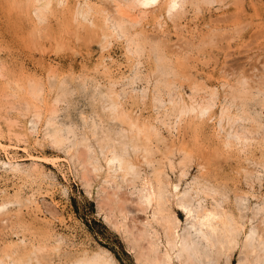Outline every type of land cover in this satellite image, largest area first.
<instances>
[{
	"label": "rangeland",
	"instance_id": "rangeland-1",
	"mask_svg": "<svg viewBox=\"0 0 264 264\" xmlns=\"http://www.w3.org/2000/svg\"><path fill=\"white\" fill-rule=\"evenodd\" d=\"M60 1L61 2H59V0H55V1L53 0L51 4L49 5V7L47 8L48 10L46 9L45 10L46 12L45 11H44L45 13L43 12L45 15L43 14L42 17H40V15H38L39 13H37L39 12L37 11V9L39 10L40 8H42L41 2L32 3L33 1H30V0H0V143H1L0 161L4 163H8L10 161L12 163L14 162V164H12L14 165V167H11L8 165L6 166L4 164L2 165V163L0 164V169H1L0 170V207L2 206L1 207L2 209H0V213H1L0 214V263L8 264V263H11L13 260L14 261L16 260L17 262L19 261L18 264H26V263L28 264H64V263L65 264H77L79 261H81V259L82 260L83 259L85 260L86 258L91 259V258H94L97 254H99L102 257L105 256V258L107 259L110 256L108 259V262H109L108 264H116V263L117 264L118 263L119 264H140L141 262H142L141 264H144V262L146 264H155L156 262H154V260L157 261L156 264H159V263L166 264V262H168V258L165 257L167 255V251H165L166 250L165 244L164 243L162 244V241L165 242L164 239L167 236H171L170 234L172 233L171 231L172 228L169 229V227H166L168 225V222L166 220H169V218H170L169 225L171 227L176 226L174 230L177 229L176 231H179V233L184 239H186L188 242L190 241L189 242L190 245L195 244V246H192L194 247L192 249L196 248L199 252L196 254H193V252H190L191 256H189V254L187 253L185 254V252L184 254L183 252H181V254L180 255L178 254L177 256L174 254L172 264H176V263L179 264L181 257H182V260L184 258L183 262L186 264H200V263L208 264V262H212L213 264H215L216 262H218L217 264L219 263L220 264H240L239 262L240 256L243 255L245 252H247L246 250H250V247L248 248V246L252 245L251 243H248L246 240L247 239L246 236L249 237L250 229H254L253 232H255L256 234L255 238L257 239V241L254 240V243H256L257 251L259 250L258 252H262L264 248L263 247L264 246V240H263L264 238V230H263L264 229V221H263L264 212L261 211L262 209H264L262 208V205H264V198H263L264 197V190H263L264 189V169H263L264 168L263 167L264 166V151L263 153H260L259 151H257L249 158V157H245L242 154L237 153V150H235L233 147L226 146L225 142L223 141L224 133L219 132L220 127L218 125L219 123L218 115L220 116L222 106H224V104H229V99H230V105L232 107L231 108L232 114L233 115L241 114L244 118V120H242V122L240 123L241 125L246 126L249 129H256V130H259L260 132L261 131L264 132L263 130L264 129V124H263L264 123V118H263L264 117L263 115L264 107L262 105L264 103L263 101L264 100V0H215V2L212 3L213 5L212 4L203 5L202 7H200V10H198L199 8L195 9L196 11L190 9V11L187 13L188 15H186V17L180 21L181 29L178 28L179 30L177 28L173 29L174 27L171 24V22H165V20L162 17L155 19L154 15L149 13L147 17L141 23L142 29L146 31L147 35L152 34V36L160 35L161 38L165 37L168 45L176 44L180 38H182V41L184 42L187 40L188 41L190 40V41H194V44L196 43L200 44L202 38H204V35H206V33H208L209 31H211L212 25L215 24V20H217L218 18L223 19L224 22H218L217 24L223 27L226 26L225 28L228 29V30L223 31V35H222L223 39L221 37L220 38L221 42L218 43L217 45L211 48H208L207 50L205 49L202 53L200 52L198 53L196 52V50L192 51L191 53L189 52L188 54H186L188 57H171V59L169 60L170 61L169 64L170 63L172 64L170 65L167 63L166 65L164 64L159 65L158 61L155 60L156 58V56L154 57L155 53L149 52L150 50L148 49L145 52H143L140 56H138L139 58L131 57V55L127 53L125 49L126 47H124L125 44L123 43V41L119 39L118 40L112 39V43L108 45L109 47L107 46L104 48L98 42V40L94 37V34H91L93 33L92 29L89 26H87V24H82V23L77 22V20H75V17L73 16V14L81 7H84L85 6L84 3L88 2L93 7L92 10H96L94 6H96L97 8H100L102 6V3H105L106 0L104 1L103 0H97V1L96 0H60ZM209 18L213 19L214 21L211 22ZM163 23L164 25L161 28H156L158 27L159 24L162 25ZM244 24H247V25H245L246 27L243 26V29L241 30L243 33H241V37H240V35H237L238 32L236 28L239 27V25H244ZM204 25H207V26H204ZM192 34H194V36ZM217 41H219V39ZM218 45H220L221 48L222 47H225V48L220 50V47ZM102 48L103 50H101ZM210 52L211 53L213 52L212 55ZM184 58L188 59L189 62L185 60ZM135 59H138L137 60L138 62L135 61ZM139 63L140 64L142 63L144 65L142 64L140 65ZM174 63H175V66H174ZM176 63L178 64L176 65ZM179 63H181V65ZM137 64H139V67L136 66ZM158 65L161 66L160 67L161 70L162 69L164 70L162 71L165 77L162 75V73L160 75V72L162 71L158 70L160 69L159 67H157ZM162 65L165 68H163ZM166 66L168 67L171 66V67L170 68L167 67L166 69ZM172 66L174 67V69L172 68ZM137 68L138 70L139 69L140 70L138 71ZM171 68L173 69L172 71H171ZM168 70L170 71V73H168L169 72ZM180 72L182 74L184 73L183 75H181V77L183 76L182 78H180V74H181ZM150 75L151 76L156 75V76L151 77ZM171 75L172 76L175 75V76L172 77ZM71 76L72 78H70ZM73 76L75 77V79ZM133 76L135 78H133ZM90 77H91L90 80L92 82L89 81ZM190 77H191V80L188 79ZM109 78L111 80H109ZM137 78H140V79L137 80ZM171 78H173L172 81H169L171 80ZM147 79L149 80L151 79V80L148 81ZM241 79H245L246 81H248V82H245L248 85H245L244 83L245 80L242 81ZM74 80H76L77 83L74 82ZM79 80L82 81V83H78ZM127 80L128 81L130 80V81L128 82ZM168 81L170 82L169 83L170 85L167 84ZM195 81H196V85H195ZM127 82H128L129 87L127 85ZM131 82H132V85H130ZM136 82H140V84L139 83L137 84ZM160 82H162V85ZM153 84H155L157 87H155V85ZM163 84L165 86H163ZM173 84L175 85V87ZM189 84H192V85L190 86ZM77 85L79 88V89L77 88V90H79L78 92L74 88V87H77ZM166 85L168 87V90L166 89L167 92L165 91V89H163V88H166ZM229 85H231L232 87H230ZM136 87L138 89H135ZM140 87L142 90L140 89ZM142 87H144L145 89L143 90ZM155 88L158 90V92ZM195 88L197 91L195 90ZM154 89H155V92L153 91ZM89 90L91 92H89ZM132 90L133 92H131ZM232 90L234 91V94L238 93V91L241 90L240 94L242 95H240L238 98L236 97V94H235L234 95L235 97H234ZM112 91H114L113 97L116 93L120 94L119 100L120 102L122 101L124 103L125 109L130 115L134 117H138L142 121H147L151 123L153 126H155V129L159 132L160 138L162 139V141L160 142L157 137L153 138L154 140H152V144H151V153L147 154L144 157H143V154H140L141 163L138 165L139 171L138 169L136 170L134 177L130 176L131 177L130 178L128 176L129 178L128 177H126V179L122 178V180L121 179L118 180L117 183L113 181L108 182L104 178L105 177L104 167L100 171L95 170L94 168V163L96 159L94 157L95 155L102 154V152L106 150L109 146H112V147L114 146L117 150H123L124 144H126L130 140L129 133L126 134V135H129L127 137L125 135L126 131H123V128L127 129L126 124H122V123L120 124V122L115 120L112 116V112L110 110L111 109L110 108L111 99L109 100V102L107 101L109 99V96L107 95L111 94ZM143 91L145 94L143 93ZM193 91L196 93H194ZM70 92L72 93L70 94ZM120 92L122 93V95ZM159 92L160 94H158ZM104 93L105 95L107 94L105 97L106 99L103 97L105 96L103 95ZM168 93H170V95ZM178 93L182 97H184L188 102H190L191 97H194L197 100H202L203 97H207V98L214 97V100L216 102V108L213 110V113L211 114V116L206 117L208 119L204 118V120H200L193 125L183 122L181 123V127L177 129L173 127L174 124L171 122L174 120L173 118L170 119L171 121H168V123L170 122L169 124H167L166 121L162 120V118L165 113L163 109H168L169 107V104L167 101L170 98H168V96L175 97L174 95H176V98H177V97H180ZM183 93L185 95H183ZM244 94L245 96L243 97ZM86 95H88V97ZM204 95H207V96H204ZM229 95H230V98H229ZM231 95L233 97H231ZM122 96L124 97L127 96V97H125L124 99V97ZM159 97L160 98L163 97L162 99L165 100L166 105L164 107H161L159 105L157 101ZM247 97L250 99H248ZM85 99L88 100V103H87V100ZM94 99H97L98 102L101 104L96 102V100ZM141 100H145V101H141ZM257 100L261 103H259ZM26 102H29L30 104L28 105V103L26 104ZM152 102L153 103L156 102L158 106L154 103L157 106L156 107L154 104H152ZM237 102L238 103L240 102L242 104L240 105L239 103L238 105ZM90 103L92 105H90ZM97 103L99 104L98 107H97L98 105ZM88 104L90 105L91 108L88 106ZM243 104L244 105L246 104V105L244 106ZM55 105L56 107H54ZM104 105L105 107H103ZM106 105H108L109 107ZM238 106L240 107L239 109L237 108ZM105 108L107 109L105 110ZM157 108H159L160 110ZM241 108L242 109L244 108L243 109L244 113L241 110ZM79 109L81 110L82 113L80 112ZM95 109H98L100 111L96 110L98 111L96 112ZM101 109L105 111L103 112L101 111ZM237 109H238V112L236 111ZM92 110L95 112H93ZM252 110H254V113ZM245 111H246V114H245ZM78 113L80 114L78 115ZM95 113L96 114L98 113V114L96 115ZM105 113L109 115H106ZM101 114L104 116H102ZM256 114L257 115L259 114L261 116L259 115L257 116ZM32 115L34 118L32 117ZM52 115L54 116L53 118H52ZM68 115L70 117H68ZM83 115L84 117L82 118ZM252 115L254 116L255 118L254 122H256L257 125L256 123H253L252 121L253 117H251ZM64 116H67V118ZM90 116H92V118ZM107 116L111 118V120ZM55 117L56 119H54ZM96 117L98 118V120H96L97 119ZM258 117L259 118L261 117V118L259 119ZM103 118L105 120H103ZM247 119H249L250 121H248ZM258 119L260 122L258 121ZM43 120H44V123L47 125H44ZM49 120L51 121L50 126L53 125L51 126L52 128L48 125ZM52 120L54 121L52 122ZM26 121H29V122L27 123ZM39 121H41V123ZM60 121L61 122L65 121V122H62L61 124ZM97 121H99L100 123H97ZM105 122L107 124H105ZM111 122H112V125H111ZM160 122L162 123L160 124ZM261 123L263 125H261ZM74 124H76V127H74L75 126ZM94 125L96 126L100 125L101 128L100 126L96 127ZM104 125H106V128L108 127L107 130L104 127ZM102 126L105 128V130ZM121 126L123 127L121 128ZM225 126H227L228 128L227 124ZM76 128H78L79 131L76 130ZM115 128L116 129L118 128V129L116 130ZM163 128L164 129L167 128L168 130H164ZM60 129L62 130L61 132H60ZM80 129L81 131L84 130V132L82 131V133H80L81 132ZM120 129L122 132L120 131ZM162 129L165 132L162 131ZM176 129L178 130V132ZM52 131H54V134L57 133L56 136H59V135L60 137L61 135L63 136L61 137V139L63 140L62 143L61 142L57 143V141H55L54 137L56 136H53L54 134ZM101 131H103L102 133L104 134H102ZM63 132H66V133H63ZM183 133H184V136L182 135ZM47 134L49 135L47 136ZM105 134L107 136L106 138L104 136ZM107 134L108 135L110 134V135L108 136ZM123 134L125 136L124 138L122 137ZM102 135L104 138L102 137ZM113 135L115 136L116 139L114 138ZM92 136L95 138H93ZM83 137L86 139L85 141ZM170 137H172V139ZM187 137H189L188 138L189 141H187ZM94 139H95V142H97L96 140L98 139V143L94 144L93 142ZM102 139H104L105 141L104 140L102 141ZM69 140L71 143L77 141L73 144L74 145L73 148H72V144H68L70 143ZM173 140L176 145H178V141L180 144L181 142H184L186 140L185 143H187V145L189 146L190 152H193L192 155L194 156H191L190 157L191 159L190 158L187 159L184 157L182 158L181 152L177 148L179 147V145L178 146L175 145L176 147L174 148L171 147V142H173ZM67 141L68 143H66ZM190 141L191 143H188ZM85 142H88V143L86 144ZM52 143L54 144L56 143L58 146L56 147ZM62 144L63 145L65 144V146H63ZM98 144L99 145L101 144V145L99 146ZM59 145L62 147L60 148ZM79 145H82V146H79ZM86 145L90 147L88 148ZM75 146L77 147V149H75ZM101 146L102 147L106 146V147H103L104 148L103 149ZM64 148L66 151L64 150ZM88 149H90L92 152ZM176 149L178 150V152ZM77 150L79 152H77ZM100 150H101V153L98 152ZM169 150H170V153H169ZM129 151L131 152V147L129 148ZM216 151H217V154H216ZM65 152H67V154L71 153L74 156L70 154L71 155L70 157ZM202 152H204V154ZM77 154L78 156H80L79 158H77L78 157ZM168 154L170 155V157ZM90 155L91 156L93 155L92 157H94V159ZM149 155H150V158H149ZM171 155H174L176 157L171 156ZM159 156H160V159H159ZM63 157H65V160ZM72 157L75 159H73ZM171 157H173L172 158L173 160L170 159ZM69 158L71 160H69ZM181 158L184 159L185 162L182 161ZM202 158L204 162L202 161ZM210 158H211V161H210ZM88 159H90L91 163ZM75 160H78V162ZM190 160L192 161L190 162ZM199 160L201 162H199ZM207 160H209V162ZM255 160L257 161V163L255 162ZM71 161L74 164H71ZM79 162L81 163V168L79 167L80 166ZM166 162L168 165L166 164ZM186 162H189V164H186ZM202 162L204 163V165L202 164ZM179 163L180 165H177ZM146 164H149V165H146ZM160 165L161 167H163L162 170H161ZM169 165L170 166L172 165V166L169 167ZM4 167L6 169H3ZM7 167L9 169H7ZM156 167L158 169H156ZM152 168H154L153 171H152ZM257 168L260 170H258ZM79 169H81L82 171H80ZM83 169H85L86 171L88 170V172L90 173H87ZM181 169L184 171H181ZM204 169L205 171H203ZM158 170L163 175L165 180L167 181V185L165 187L166 189L165 195L167 199L171 201L173 200L172 199L173 197L171 195L173 191L169 184L178 183L179 188L177 192L181 191L180 197L186 194L185 192L189 191L190 193L189 192L187 193V196L189 194L187 198H189L191 203H193V205L195 204L194 206H197L198 209L200 210H206V209L210 210L211 209V210H216L220 213H223L221 211L223 210L224 214L226 213L225 215L228 218V221H229L228 223H230L231 225V229L233 233L232 236H234L235 239L236 238L238 239V240L236 239L237 242L234 243V245H231V247L229 246L228 249H223V252H221V250L216 251L217 249H219L218 246H210L209 244H207V242H205V240L201 237L200 232L197 230V228L193 226V224H195V222H193L195 218L192 217L187 220L186 219L187 216L186 214H184L185 212L182 211L183 209H181L179 206L172 205L171 202L168 203V205L170 204L171 207L173 206L172 208H170V210L171 211L174 210L172 212L173 214L171 217L170 216L167 217L168 219L165 218L164 221H163L164 217L160 214H158L157 216L154 215L153 217L152 210L145 208V205L143 203L141 206L140 199H137L139 198V195H136V194H139L141 186L140 187L138 186L139 184H141L142 179L147 175L151 176V174L153 177V175L156 174ZM200 170L206 173L202 174V172H199ZM246 170L249 171V173ZM250 170L252 172V175H251ZM84 171H85L84 174L80 173ZM243 172L244 174H242ZM96 173L99 175V177ZM195 174L196 176L194 177L193 175ZM203 176L205 177V179ZM206 176L209 179H207ZM138 178L139 180H137ZM83 180L87 182H84ZM204 180L206 181L208 180L209 183L207 182V185L204 184L206 182ZM105 182L106 184H104ZM202 182L206 186H203ZM133 184L134 186H132ZM208 184L211 187H208L209 186ZM117 185L119 186V188ZM124 185L126 188L124 187ZM137 188L139 189L137 190ZM198 189L199 190L201 189L200 192ZM202 189L204 190V192ZM136 190H137V193H136ZM207 190H209L210 192ZM216 190H217V194H216ZM224 190L226 192H224ZM202 192L205 195H203ZM132 193L133 194L136 193V194L133 195ZM243 193H246V194L243 195ZM218 194L221 196H219ZM132 195L134 199L131 198ZM223 195L226 196L227 199L224 198ZM255 195H257V198ZM190 196H191V199H190ZM220 197L221 199L223 198L224 199L221 200ZM19 198L20 200H18ZM24 198L25 199L27 198L28 200L27 199L25 200ZM237 198L239 200H237ZM196 199L197 201H195ZM245 199L248 202H245ZM227 200L228 202H226ZM1 201L4 202V204L1 203ZM11 201H13L14 203ZM18 201L20 203H17ZM220 201H223V203ZM235 202L237 205L239 203V205L237 206ZM252 203H255V204H252ZM247 206H248V209H247ZM166 208L167 207H165V209ZM175 208L177 209V211ZM227 208L229 210H226ZM143 209L146 210L145 213L147 214L148 217L146 216L145 213H143L144 212ZM241 209H242V212H240ZM164 214L168 215L167 210L166 212H164ZM173 216L174 217L176 216V218L178 219H175ZM238 218L240 219V221ZM248 218L252 220V224H249ZM156 222L158 223V225ZM234 222L237 224H235ZM145 223L148 224L149 226L147 225L144 226ZM151 224L154 226H152ZM185 225L186 226L188 225L187 228L185 227L187 229V233H186V229H184ZM232 225H237V226L233 227ZM155 228L156 229L158 228V229L156 230ZM190 228H192V230H190ZM240 230H242L243 232ZM148 231L150 234L148 233ZM193 233H196L197 235ZM133 234L135 236L137 235L138 237L137 236L135 237ZM244 236L246 237V239H244ZM58 237L60 238L59 242H57ZM21 238L24 239V241H22ZM200 238H201V241H200ZM240 238H242L243 240ZM136 239L137 241H134ZM151 240L153 242L154 241L157 242V245L153 246L156 243L153 244ZM244 243L245 245L246 244L247 245L243 246ZM139 244H141V246ZM233 246L235 249L233 248ZM101 247L102 249H100ZM141 247H142V250H141ZM155 247L157 250L155 249ZM104 248L106 249L103 251ZM239 248L240 249L242 248V249L240 250ZM97 249L103 252H100ZM224 250H226L225 251L226 253L222 255L224 253ZM227 250L229 252H227ZM94 251L96 255H94L95 254ZM149 251L150 253H148ZM84 252L86 253L88 252L87 255ZM217 253L220 255H218ZM7 254L8 256H6ZM160 254H163V255H160ZM210 254L211 256L209 258L208 255ZM249 254H252V253L250 252ZM200 255H202V257L199 258ZM204 255H207L205 256L206 258L204 257ZM27 256L30 257V259ZM186 257H191V258L194 257V258L193 260H191L190 258H186ZM221 257H224V258H221ZM198 258L199 260L200 259L201 260L199 261ZM146 259L150 261L148 262ZM162 259H163V262L165 261L164 263L162 262ZM185 259H187V261H185ZM188 259H190V261ZM74 260L76 261L74 262ZM193 261L194 263H190ZM12 264H15V262L14 263L12 262ZM91 264H99V263L94 262Z\"/></svg>",
	"mask_w": 264,
	"mask_h": 264
},
{
	"label": "bare ground",
	"instance_id": "bare-ground-1",
	"mask_svg": "<svg viewBox=\"0 0 264 264\" xmlns=\"http://www.w3.org/2000/svg\"><path fill=\"white\" fill-rule=\"evenodd\" d=\"M30 1H33L32 3H34V2H41V6H42V8H40L39 10L37 9V11H39V12H37V13H39L38 15H40V17H42V15L46 12L45 10L49 7V5L51 4V2L53 1V0H30ZM55 1V0H54ZM97 1V0H96ZM104 1V0H103ZM28 2V1H27ZM59 2H61L60 0H59ZM213 2H215V0H155V4L154 5H148V6H144L146 3H147V0H106V2L105 3H102V6L100 7V8H97L96 6H94V8L96 9V10H92V6L88 3V2H86V3H84V7H81L80 9H78L74 14H73V16L75 17V20H77V22H79V23H82V24H87V26H89L91 29H92V32L93 33H91V34H94V37L98 40V42L102 45V47H107L109 44H111L112 43V39H114V40H122L123 41V43L125 44V46L124 47H126L125 49H126V51H127V53L129 54V55H131V57H137V58H139L138 56H140L143 52H145L147 49L148 50H150L149 52H153V53H155V55H154V57L156 56V58H155V60H157L158 61V63H159V65H161V64H164V65H166V63L167 64H169V60L171 59V57H188L186 54H188L189 52L191 53L192 51H194V50H196V52H200V53H202L205 49L207 50L208 48H211V47H213V46H215V45H217L218 43H220L221 41H220V38L222 37V35H223V31L224 30H228L227 28H225L226 26H220V25H218L217 23L218 22H224L223 21V19H217V20H215V24H213L212 25V29H211V31H209L208 33H206V35H204V38H202V40H201V43L199 44H194V41H182V38H180V37H178V38H180L179 40H178V38H177V43L176 44H173V45H168L167 44V40L165 39V37L164 38H161L160 37V35H153L152 36V34L151 35H147L146 34V31L144 30V29H142V27H141V23H142V21L147 17V15L149 14V13H151V14H153L154 15V17H155V19L156 18H163L164 20H165V22H171V24L173 25V29H181V23H180V21L183 19V18H185L186 17V15H188L187 13L190 11V9H192V10H195V9H198V10H200V7H202L203 5H211ZM63 3V2H62ZM101 3V2H100ZM28 4V3H27ZM213 5V4H212ZM87 7V8H86ZM38 8V7H37ZM35 10V9H34ZM48 10V9H47ZM220 10V9H219ZM221 10H222V8H221ZM220 10V11H221ZM45 11V12H44ZM196 11V10H195ZM44 12V13H43ZM50 12H51V10H50ZM49 12V13H50ZM224 12V11H223ZM218 13V12H217ZM240 13V12H239ZM246 14V13H245ZM45 15V14H44ZM193 15V14H192ZM198 15V14H197ZM35 16V15H34ZM191 16V15H190ZM199 16V15H198ZM226 16V15H225ZM44 17V16H43ZM217 17V16H216ZM220 17V16H219ZM203 18V17H202ZM248 18V17H247ZM43 19V18H42ZM207 20V19H206ZM209 20L211 21V22H213L214 20L213 19H210L209 18ZM229 20V19H228ZM156 21V20H155ZM196 21V20H195ZM204 22V21H203ZM202 22V23H203ZM246 22V21H245ZM244 22V23H245ZM157 23V22H156ZM159 23V22H158ZM191 23V22H190ZM164 25V23L162 24V25H158V27H156V28H161L162 26ZM245 25H247V24H244V25H239V27H237L236 28V30H237V32H238V34L237 35H240V37H241V33H243L241 30L243 29V26L244 27H246ZM168 26V25H167ZM204 26H207V25H204ZM183 27V26H182ZM205 28V27H204ZM178 29V30H179ZM209 29V30H210ZM183 30V29H182ZM208 30V29H207ZM177 32V31H176ZM196 32V31H195ZM90 34V33H89ZM190 34V33H189ZM202 34V33H201ZM193 36H194V34H192ZM183 36V35H182ZM185 36V35H184ZM197 37V36H196ZM202 37V36H201ZM200 37V38H201ZM170 38V37H169ZM226 38V37H225ZM224 38V39H225ZM235 38H237V37H235ZM193 39H195V38H193ZM219 39V41H217ZM222 39H223V37H222ZM237 40V39H236ZM200 42V41H199ZM170 44V43H169ZM237 44V43H236ZM241 45V44H240ZM219 47H220V50L221 49H224L225 47H222L221 48V46L220 45H218ZM109 47V46H108ZM242 47V46H241ZM215 48V47H214ZM216 48H218V47H216ZM213 49V48H212ZM101 50H103V48L101 49ZM214 50V49H213ZM227 50V49H226ZM211 51V50H210ZM209 53V52H208ZM211 53V52H210ZM213 53V52H212ZM212 53H211V55H212ZM226 54V53H225ZM199 55V54H198ZM210 55V56H211ZM214 55V54H213ZM142 57V56H141ZM143 57H144V55H143ZM191 57V56H190ZM212 57V56H211ZM219 57V56H218ZM225 57H226V55H225ZM110 58V57H109ZM153 58V57H152ZM201 58V57H200ZM208 58V57H207ZM213 58H215V57H213ZM107 59V58H106ZM141 59V58H140ZM179 59V58H178ZM185 59V58H184ZM138 59H135V61H137ZM154 60V59H153ZM185 60H187L188 61V59H185ZM110 61H112V60H110ZM129 61V60H128ZM148 61V60H147ZM138 62V61H137ZM139 62H141V61H139ZM173 62V61H172ZM189 62V61H188ZM194 62V61H193ZM101 63V62H100ZM136 63V62H135ZM105 64V63H104ZM140 64V63H139ZM139 64H137L136 66H138L139 67ZM142 64V63H141ZM140 64V65H141ZM170 64H172V63H170ZM169 64V65H170ZM178 63H176V65H177ZM180 65H181V63H179ZM183 64V63H182ZM135 65V64H134ZM142 65H144V64H142ZM157 66V67H161V66ZM163 66V65H162ZM174 66H175V63H174ZM104 67V66H103ZM102 67V68H103ZM144 67V66H143ZM167 67L168 66H166V69H167ZM171 66H169L168 68H170ZM134 68H136V67H134ZM163 68H165L164 66H163ZM172 68L174 69V67L172 66ZM171 68V71L173 70ZM104 69V68H103ZM156 69V68H155ZM176 69H177V67H176ZM175 69V70H176ZM190 69V68H189ZM223 69V68H222ZM222 69H221V71H222ZM226 69V68H225ZM137 70H138V68H137ZM140 70V69H139ZM138 70V71H139ZM143 70V69H142ZM158 70H161V68L160 69H158ZM163 70V69H162ZM161 70V71H162ZM170 70V69H169ZM168 70V71H169ZM204 70V69H203ZM230 70V69H229ZM101 71V70H100ZM103 71V70H102ZM132 71V70H131ZM164 71V70H163ZM163 71L162 72H160V75H161V73H162V75H163ZM180 71V70H179ZM191 71H193V70H191ZM88 72V71H87ZM133 72V71H132ZM135 72H137V71H135ZM155 72V71H154ZM166 72V71H165ZM164 72V73H165ZM174 72V71H173ZM172 72V73H173ZM197 72V71H196ZM92 73V72H91ZM144 73V72H143ZM153 73V72H152ZM156 73V72H155ZM167 73V72H166ZM168 73H170V71L168 72ZM181 73V72H180ZM199 73V72H198ZM207 73H208V71H207ZM219 73V72H218ZM137 74V73H136ZM151 74V73H150ZM154 74V73H153ZM178 74V73H177ZM184 74V73H183ZM182 73L180 74V78H182L181 77V75H183ZM187 74V73H186ZM201 74V73H200ZM233 74V73H232ZM135 75V74H134ZM170 75V74H169ZM173 75V74H172ZM171 75V76H172ZM189 75V74H188ZM188 75H187V77H188ZM197 75V74H196ZM214 75V74H213ZM220 75V74H219ZM147 76V75H146ZM149 76V75H148ZM151 76V75H150ZM152 76H156V75H152ZM151 76V77H152ZM164 76V75H163ZM168 76V75H167ZM175 76V75H174ZM174 76H172V77H174ZM231 76V75H230ZM74 77V76H73ZM125 77V76H124ZM159 77V76H158ZM157 77V78H158ZM165 77V76H164ZM178 77V76H177ZM202 77V76H201ZM228 77H229V75H228ZM70 78H72V76L70 77ZM128 78H130V77H128ZM133 78H135L134 76H133ZM132 78V79H133ZM156 78V79H157ZM74 79H75V77H74ZM78 79V78H77ZM88 79V78H87ZM91 79V77L89 78V81H91L90 80ZM107 79V78H106ZM126 79V78H125ZM138 79H140V78H137V80ZM165 79V78H164ZM172 79L173 78H171V80H169V81H172ZM177 79V78H176ZM188 79H190L191 80V77L190 78H188ZM204 79V78H203ZM69 80V79H68ZM67 80V81H68ZM93 80V79H92ZM109 80H111L110 78H109ZM123 80H124V78H123ZM148 81H150L149 79H147ZM159 80V79H158ZM166 80V79H165ZM168 80V79H167ZM194 80V79H193ZM197 80V79H196ZM202 80V79H201ZM242 81H244L245 79H241ZM240 80V81H241ZM128 81V80H127ZM130 81V80H129ZM128 81V82H129ZM133 81V80H132ZM154 81V80H153ZM168 81V83L167 84H169L170 82ZM74 82H76L77 83V81L76 80H74ZM73 82V83H74ZM92 82V81H91ZM94 82H95V80H94ZM123 82V81H122ZM128 82H127V85H128ZM167 82V81H166ZM201 82V81H200ZM245 82H248V81H244V83ZM78 83H82V81H78ZM137 84L139 83L140 84V82H136ZM152 83V82H151ZM161 83V85H162V82H160ZM164 83V82H163ZM199 83V82H198ZM202 83V82H201ZM204 83V82H203ZM244 83H243V85H244ZM86 84H87V82H86ZM91 84V83H90ZM95 84V83H94ZM97 84V83H96ZM125 84V83H124ZM134 84V83H133ZM142 84V83H141ZM166 84V83H165ZM73 85V84H72ZM71 85V86H72ZM130 85H132V82H131V84ZM135 85V84H134ZM153 85H155V84H153ZM170 85V84H169ZM172 85V84H171ZM174 85V84H173ZM190 86L192 85V84H189ZM194 85V84H193ZM195 85H196V81H195ZM245 85H248V84H246L245 83ZM31 86V85H30ZM113 86V85H112ZM121 86V85H120ZM120 86H119V88H120ZM144 86V85H143ZM163 86H165L164 84H163ZM162 86V87H163ZM230 87H232L231 85H229ZM242 86V85H241ZM241 86H240V88H241ZM81 87V86H80ZM85 87V86H84ZM95 87V86H94ZM93 87V88H94ZM125 87V86H124ZM128 87H129V85H128ZM147 87V86H146ZM155 87H157L156 85H155ZM162 87H160V88H162ZM174 87H175V85H174ZM178 87V86H177ZM182 87V86H181ZM180 87V88H181ZM185 87V86H184ZM200 87V86H199ZM208 87V86H207ZM227 87V86H226ZM235 87V86H234ZM243 87V86H242ZM247 87H249V86H247ZM76 90H77V88H78V85H77V87H74ZM92 88V89H93ZM107 88V87H106ZM126 88V87H125ZM143 88V90L145 89L144 87H142ZM160 88H158V89H160ZM171 88H173V87H171ZM171 88H170V90H171ZM193 88V87H192ZM205 88V87H204ZM239 88V89H240ZM79 89V88H78ZM86 89V88H85ZM95 89V88H94ZM133 89H134V87H133ZM135 89H138L137 87L135 88ZM140 89H141V87H140ZM156 89V88H155ZM155 89L153 90L154 92H155ZM163 89H165V91H166V89L168 90V87H167V85H166V88H163ZM177 89V88H176ZM175 89V90H176ZM191 89V88H190ZM206 89V88H205ZM216 89V88H215ZM235 89V88H234ZM233 89V90H234ZM119 90H121V89H119ZM127 90V89H126ZM142 90V89H141ZM152 90V89H151ZM157 90V89H156ZM160 90H162V89H160ZM183 90V89H182ZM188 90V89H187ZM193 90V89H192ZM195 90H196V88H195ZM203 90V89H202ZM201 90V91H202ZM232 90V91H233ZM61 91V90H60ZM73 91V90H72ZM79 90H77V92H78ZM87 91V90H86ZM97 91V90H96ZM103 91V90H102ZM140 91V90H139ZM189 91V90H188ZM197 91V90H196ZM206 91V90H205ZM29 92H31V91H29ZM40 92V91H39ZM76 92V93H77ZM88 92V91H87ZM89 92H91L90 90H89ZM124 92H125V90H124ZM128 92V91H127ZM131 92H133V90L131 91ZM148 92V91H147ZM157 92H158V90H157ZM167 92V91H166ZM171 92H172V90H171ZM190 92V91H189ZM192 92V91H191ZM194 92V91H193ZM219 92V91H218ZM230 92V91H229ZM236 92V91H235ZM240 92H241V90L240 91H238V93H235L236 94V97H238L239 98V96L240 95H242V94H240ZM59 93V92H58ZM72 92H70V94H71ZM86 93V92H85ZM106 93V92H105ZM105 93L103 94V95H105ZM121 93V92H120ZM136 93V92H135ZM138 93V92H137ZM143 93H144V91H143ZM194 93H196V92H194ZM210 93V92H209ZM216 93V92H215ZM246 93V92H245ZM38 94V93H37ZM83 94V93H82ZM90 94V93H89ZM109 94V93H108ZM113 94H114V91H112L111 92V94H109V95H107V96H109V99L107 100L108 102H109V100L111 101V104H110V110H111V112H112V116H113V118L115 119V120H117V121H119L120 122V124L122 123V124H126V126H127V129H124L123 128V131H126V133H125V135L127 134V133H129V135H130V140H129V142H127L126 144H124V148H123V150H117L114 146L112 147V146H109L106 150H104L103 152H102V154H97V155H95L94 157L96 158L95 159V163H94V168H95V170H98V171H100V170H102L103 169V167L105 168V172H104V174H105V179L108 181V182H110V181H113V182H115V183H117L118 182V180H122V178H125L126 179V177H130V176H132V177H134V175H135V173H136V170L138 169V171H139V167H138V165L141 163V157H140V154H143V157L144 156H146L147 154H149V153H151V144H152V140H154L153 138H158L159 139V141L161 142L162 141V139L160 138V135H159V132L155 129V126H153L151 123H149V122H147V121H142V120H140V118H138V117H134V116H132V115H130L127 111H126V109H125V105H124V103L121 101L120 102V98H119V95L120 94H115L114 95V97H113ZM124 94H126V93H124ZM129 94V93H128ZM145 94V93H144ZM155 94V93H154ZM158 94H160V92L158 93ZM166 94V93H165ZM169 95H170V93H168ZM172 94H174V93H172ZM179 94V93H178ZM213 94H214V92H213ZM228 94V93H227ZM234 94V91H233V96L235 95ZM252 94V93H251ZM85 95V94H84ZM93 95V94H92ZM98 95V94H97ZM106 95L105 96H103L104 98L106 97ZM121 95H122V93H121ZM152 95V94H151ZM180 95V94H179ZM178 95V96H179ZM183 95H185L184 93H183ZM220 95V94H219ZM226 95V94H225ZM61 96V95H60ZM87 97H88V95H86ZM99 96H100V94H99ZM98 96V97H99ZM102 96V95H101ZM142 96H143V94H142ZM146 96H148V95H146ZM159 96H161V95H159ZM164 96V95H163ZM166 96H168V95H166ZM175 97H170V96H168V98H170L168 101H167V99H166V101L168 102V104H169V107H168V109H163L164 110V115H163V118H162V120H164V121H166V123L167 124H169L168 123V121H171L170 119H174L173 121H171L174 125H173V127H175V128H180L181 127V123H188V124H190V125H193V124H195V123H197L198 121H200V120H204V118H206V117H209V116H211V114L213 113V110L216 108V102H215V100H214V97H212V98H207V97H203L202 98V100H197L196 98H194V97H191V99H190V102H188L184 97H182L181 95H180V97H177L176 98V95H174ZM204 96H207V95H204ZM216 96V95H215ZM232 95H231V97H233ZM245 96V94L243 95V97ZM247 96V95H246ZM122 97H124V96H122ZM121 97V98H122ZM125 97H127V96H125ZM125 97H124V99H125ZM189 97V96H188ZM210 97V96H209ZM235 97V96H234ZM39 98V97H38ZM97 98V97H96ZM108 98V97H107ZM114 98H115V100H114ZM129 98V97H128ZM140 98H141V96H140ZM144 98V97H143ZM142 98V99H143ZM153 98V97H152ZM163 97H159L158 99H157V101H158V103H159V105L161 106V107H164L165 105H166V103H165V100H163L162 99ZM165 98V97H164ZM167 98V97H166ZM215 98H217V97H215ZM225 98V97H224ZM229 98H230V95H229ZM242 98V97H241ZM246 98V97H245ZM248 98V97H247ZM106 99V98H105ZM104 99V100H105ZM154 99H156V98H154ZM199 99H200V97H199ZM232 99V98H231ZM248 99H250V98H248ZM252 99H253V97H252ZM58 100V99H57ZM85 100H87V99H85ZM92 100V99H91ZM94 100H96V102H98V100L97 99H94ZM93 100V101H94ZM236 100V99H235ZM240 100V99H239ZM238 100V101H239ZM259 100V99H258ZM257 100V101H258ZM263 100V99H262ZM25 101V100H24ZM139 101H140V99H139ZM141 101H145V100H141ZM221 101V100H220ZM223 101V100H222ZM234 101V100H233ZM243 101V100H242ZM264 101V100H263ZM57 102V101H56ZM56 102H55V104H56ZM89 102H90V100H89ZM96 102H95V104H96ZM101 102V101H100ZM104 102V101H103ZM254 102V101H253ZM259 102V101H258ZM28 103V105L30 104L29 102H26V104ZM87 103H88V100H87ZM92 103V102H91ZM90 103V105H92ZM99 103V102H98ZM97 103V104H98ZM155 104H156V102H154ZM153 102H152V104H154ZM221 103V102H220ZM219 103V104H220ZM225 103V102H224ZM227 103V102H226ZM238 103V102H237ZM240 103V102H239ZM239 103H238V105H239ZM259 103H261V102H259ZM258 103V104H259ZM24 104V103H23ZM53 104V103H52ZM94 104V105H95ZM99 104H101V103H99ZM99 104L97 105V107L99 106ZM142 104H143V102H142ZM154 104V105H155ZM232 104H234V103H232ZM236 104V103H235ZM242 103H240V105H241ZM58 105V104H57ZM90 105L88 104V106L90 107ZM157 105V104H156ZM155 105V106H156ZM222 105V104H221ZM220 105V106H221ZM226 105V106H225ZM244 105V104H243ZM246 105V104H245ZM244 105V106H245ZM261 105V104H260ZM263 105V107H264V103L262 104ZM106 106H108V105H106ZM143 106V105H142ZM158 106V105H157ZM156 106V107H157ZM159 106V107H160ZM256 106V105H255ZM36 107V106H35ZM35 107H34V109H35ZM54 107H56V105L54 106ZM103 107H105V105L103 106ZM109 107V106H108ZM235 107V106H234ZM242 107V106H241ZM262 107V106H261ZM50 108H52V107H50ZM91 108V107H90ZM221 108V107H220ZM231 105H230V99H229V104H224V106H222V109H221V112H220V116L218 115V117H219V123H218V125H219V127H220V133H224V138H223V141L225 142V144H226V146H229V147H233L235 150H237V153H239V154H242V155H244L245 157H251L255 152H257V151H259L260 153H263V151H264V132H260L259 130H256V129H249V128H247L246 126H243V125H241L240 123L242 122V120H244V118H243V116L241 115V114H235V115H233L232 114V111H231ZM238 109L240 108L239 106L237 107ZM250 108V107H249ZM27 109V108H26ZM100 109V108H99ZM107 108H105V110H106ZM151 109H152V107H151ZM157 109H159V108H157ZM238 109L236 110L237 112H238ZM244 109V108H243ZM243 109L241 108V110L243 111ZM256 109V108H255ZM39 110V109H38ZM80 110V109H79ZM96 110H98V109H95V111ZM104 110V111H105ZM160 110V109H159ZM32 111V110H31ZM36 111H37V109H36ZM42 111V110H41ZM45 111H47V110H45ZM86 111H87V109H86ZM93 111V110H92ZM95 111H93V112H95ZM98 111H100V110H98ZM98 111H96V112H98ZM101 111H103L102 109H101ZM103 111V112H104ZM246 111H248V110H246ZM246 111H245V114H246ZM253 111V113H254V110H252ZM261 111V110H260ZM50 112V111H49ZM54 112V111H53ZM80 112H81V110H80ZM89 112H90V110H89ZM109 112V111H108ZM154 112V111H153ZM240 112V111H239ZM257 112V111H256ZM255 112V113H256ZM46 113V112H45ZM82 113V112H81ZM155 113V112H154ZM241 113V112H240ZM243 113H244V111H243ZM51 114V113H50ZM54 114V113H53ZM80 113H78V115H79ZM84 114V113H83ZM88 114V113H87ZM92 114H94V113H92ZM91 114V115H92ZM96 114V113H95ZM98 114V113H97ZM96 114V115H97ZM106 115H109V114H107V113H105ZM156 114V113H155ZM158 114H159V112H158ZM218 114V113H217ZM251 114V113H250ZM260 114V113H259ZM258 114V115H259ZM31 115V114H30ZM34 115V114H33ZM33 115H32V117H33ZM45 115V114H44ZM55 115V114H54ZM102 115V114H101ZM248 115V114H247ZM257 115V114H256ZM257 115V116H258ZM264 115V114H263ZM39 116V115H38ZM43 116V115H42ZM86 116V115H85ZM95 116V115H94ZM100 116V115H99ZM102 116H104V115H102ZM156 116V115H155ZM257 116H255V117H257ZM259 116H261V115H259ZM31 117V116H30ZM50 117V116H49ZM54 116L52 115V118H53ZM58 117H59V115H58ZM64 117H66L67 118V116H64ZM68 117H70L69 115H68ZM78 117V116H77ZM84 117V115L82 116V118ZM87 117H89V116H87ZM86 117V118H87ZM91 118H92V116H90ZM108 117V116H107ZM246 117V116H245ZM251 117H253L254 118V116L252 115ZM34 118V117H33ZM97 118V117H96ZM105 118V117H104ZM103 118V120H105ZM109 118V117H108ZM159 118V117H158ZM211 118V117H210ZM214 118V117H213ZM249 118V117H248ZM253 118H252V121H253V123H256V122H254L255 121V118H254V120H253ZM259 118V117H258ZM261 118V117H260ZM259 118V119H260ZM264 118V117H263ZM48 119V118H47ZM54 119H56V117L54 118ZM58 119V118H57ZM80 119V118H79ZM102 119V118H101ZM110 120H111V118H109ZM206 119H208V118H206ZM205 119V120H206ZM259 119H258V121H259ZM46 120V119H45ZM71 120V119H70ZM82 120V119H81ZM87 120V119H86ZM90 120V119H89ZM96 120H98V118L96 119ZM100 120V119H99ZM108 120V119H107ZM113 120V119H112ZM150 120V119H149ZM214 120V119H213ZM248 121H250L249 119H247ZM54 120H52V122H53ZM57 121V120H56ZM67 121H69V120H67ZM210 121V120H209ZM257 121V122H258ZM27 123L29 122V121H26ZM40 123H41V121H39ZM47 122V121H46ZM50 120H49V123H48V125L50 126ZM61 122V121H60ZM62 122H65V121H62ZM62 122H61V124H62ZM93 122V121H92ZM107 122V121H106ZM105 122V124H107ZM109 122V121H108ZM260 122V121H259ZM31 123V122H30ZM37 123V122H36ZM43 123H44V120H43ZM55 123V122H54ZM72 123V122H71ZM74 123H76V122H74ZM78 123V122H77ZM96 123V122H95ZM97 123H100L99 121H97ZM114 123H115V121H114ZM113 123V124H114ZM155 123V122H154ZM162 122H160V124H161ZM217 123V122H216ZM244 123V122H243ZM250 123V122H249ZM252 123V122H251ZM263 123V122H262ZM261 123V125H263ZM58 124V123H57ZM57 124H56V126H57ZM65 124V123H64ZM64 124H63V126H64ZM79 124V123H78ZM101 124H102V122H101ZM158 124V123H157ZM228 125V128H227V126H225V125ZM40 125V124H39ZM44 125H47V124H45L44 123ZM68 125V124H67ZM73 125V124H72ZM75 126L74 127H76V124H74ZM80 125V124H79ZM84 125V124H83ZM111 125H112V122H111ZM155 125V124H154ZM164 125V124H163ZM256 125H257V123H256ZM41 126V125H40ZM51 126H53V125H51ZM50 126V127H51ZM60 126H62V125H60ZM78 126V125H77ZM81 126V125H80ZM86 126V125H85ZM94 126H96V125H94ZM98 127L100 126V125H97ZM96 126V127H97ZM117 126V125H116ZM119 126V125H118ZM166 126H168V125H166ZM171 126H172V124H171ZM184 126V125H183ZM26 127V126H25ZM39 127V126H38ZM43 127H45V126H43ZM71 127H73V126H71ZM79 127V126H78ZM84 127V126H83ZM88 127V126H87ZM103 127V126H102ZM104 127L106 128V125H104ZM103 127V128H104ZM115 127V126H114ZM123 126H121V128H122ZM168 127H170V126H168ZM167 127V128H168ZM196 127V126H195ZM250 127V126H249ZM261 127V126H260ZM260 127H259V129H260ZM31 128V127H30ZM34 128V127H33ZM36 128V127H35ZM46 128H47V126H46ZM52 128V127H51ZM50 128V129H51ZM59 128V127H58ZM82 128V127H81ZM86 128V127H85ZM85 128H83V129H85ZM91 128V127H90ZM100 128H101V126H100ZM102 128V129H103ZM105 128H104V130H105ZM108 128V127H107ZM107 128H106V130H107ZM113 128V127H112ZM120 128V127H119ZM164 129V130H168V129ZM172 128V127H171ZM211 128V127H210ZM257 128V127H256ZM37 129V128H36ZM61 129H63V128H61ZM60 129V132L62 131ZM73 129V128H72ZM88 129V128H87ZM101 129V130H102ZM116 129V128H115ZM118 129V128H117ZM116 129V130H117ZM159 129V128H158ZM162 129V131H164ZM174 129V128H173ZM176 129V130H177ZM55 130H56V128H55ZM65 130V129H64ZM68 130V129H67ZM76 130H78V128H76ZM113 130V129H112ZM160 130H161V128H160ZM170 130H172V129H170ZM185 130V129H184ZM201 130V129H200ZM264 130V129H263ZM36 131V130H35ZM69 131V130H68ZM79 131V130H78ZM77 131V132H78ZM80 131H81V129H80ZM83 132H84V130H82ZM82 131L80 132V133H82ZM88 131V130H87ZM91 131V130H90ZM95 131V130H94ZM98 131V130H97ZM96 131V132H97ZM119 131V130H118ZM120 131H121V129H120ZM29 132V131H28ZM34 132V131H33ZM49 132H51V131H49ZM53 132V134H54V131H52ZM73 132V131H72ZM76 132V131H75ZM92 132V131H91ZM103 131H101V133H102ZM115 132V131H114ZM122 132V131H121ZM161 132V131H160ZM165 132V131H164ZM168 132H170V131H168ZM177 132H178V130H177ZM186 132V131H185ZM30 133V132H29ZM36 133V132H35ZM42 133V132H41ZM47 133V132H46ZM63 133H66V132H63ZM86 133V132H85ZM107 133H108V131H107ZM120 133V132H119ZM172 133H173V131H172ZM171 133V134H172ZM175 133V132H174ZM23 134V133H22ZM31 134V133H30ZM57 134V133H56ZM56 134H54L53 136H56ZM62 134V133H61ZM71 134V133H70ZM73 134H75V133H73ZM78 134V133H77ZM102 134H104V133H102ZM116 134V133H115ZM161 134V133H160ZM170 134V133H169ZM49 134H47V136H48ZM59 135V134H58ZM80 135V134H79ZM83 135H84V133H83ZM91 135V134H90ZM100 135V134H99ZM108 135V134H107ZM110 135V134H109ZM108 135V136H109ZM129 135H126L127 137L129 136ZM168 135V134H167ZM183 136H184V133L182 134ZM187 135V134H186ZM37 136V135H36ZM46 136V135H45ZM105 136V138L107 137L106 136V134L104 135ZM114 136V135H113ZM172 136V135H171ZM188 136V135H187ZM191 136V135H190ZM198 136V135H197ZM196 136V137H197ZM41 137V136H40ZM43 137V136H42ZM61 137H63L62 135H61ZM61 137H60V135L59 136H56V137H54V139H55V141H57V143H62V139H61ZM65 137V136H64ZM80 137V136H79ZM81 137H82V135H81ZM93 137V136H92ZM102 137H103V135H102ZM101 137V138H102ZM123 138L125 137L124 136V134H123V136H122ZM122 137H121V139H122ZM178 137V136H177ZM74 138H75V136H74ZM84 138V137H83ZM93 138H95V137H93ZM104 138V137H103ZM114 138H115V136H114ZM114 138H113V140H114ZM171 139H172V137H170ZM188 138L189 137H187V141H189L188 140ZM198 138V137H197ZM201 138H202V136H201ZM53 139V138H52ZM51 139V140H52ZM66 139V138H65ZM79 139V138H78ZM82 139V138H81ZM81 139H80V141H81ZM116 139V138H115ZM157 139V140H158ZM46 140V139H45ZM68 140V139H67ZM71 140V139H70ZM70 140H69V142H70ZM76 140V139H75ZM83 140V139H82ZM86 139L84 138V141H85ZM93 140V139H92ZM104 139H102V141H103ZM108 140V139H107ZM120 140V139H119ZM156 140V141H157ZM166 140H167V138H166ZM165 140V141H166ZM179 140V139H178ZM53 141V140H52ZM89 141V140H88ZM97 142H95V139H94V144L95 143H98V139L96 140ZM105 141V140H104ZM158 141V142H159ZM183 141V140H182ZM186 141V140H185ZM185 141L184 142H181L180 144H179V141H178V145H179V147H177L179 150H180V152H181V157L183 158H187V159H189L191 156H194V155H192L193 154V152H190V149H189V146L187 145V143H185ZM49 142H51V141H49ZM72 142H73V140H72ZM75 142H77V141H75ZM75 142H73V143H68V141L66 142V143H68V144H72V148H73V144L75 143ZM169 142H171V141H169ZM86 144L88 143V142H85ZM84 143V144H85ZM90 143V142H89ZM104 143V142H103ZM111 143V142H110ZM188 143H191V141L190 142H188ZM52 144H54V143H52ZM77 144V143H76ZM154 144V143H153ZM221 144H223V143H221ZM0 145H1V143H0ZM56 147L58 146L56 143L54 144ZM63 145V144H62ZM97 145V144H96ZM99 145V144H98ZM101 145V144H100ZM99 145V146H100ZM112 145H113V143H112ZM118 145H119V143H118ZM169 145V144H168ZM176 144L174 143V140H173V142H171V147L172 148H174V147H176V146H178V145H176ZM60 146V145H59ZM63 146H65V144L63 145ZM79 146H82V145H79ZM87 146V145H86ZM98 146V147H99ZM166 146V145H165ZM209 146V145H208ZM223 146V145H222ZM62 146H60V148H61ZM88 147V146H87ZM90 147V146H89ZM88 147V148H89ZM92 147H94V146H92ZM91 147V148H92ZM97 147V148H98ZM102 147V146H101ZM103 147H106V146H103ZM102 147V148H103ZM131 147V152L129 151V148ZM157 147V146H156ZM167 147V146H166ZM191 147V146H190ZM205 147V146H204ZM211 147V146H210ZM59 148V149H60ZM71 148V147H70ZM85 148V147H84ZM90 148V149H91ZM168 148V147H167ZM192 148V147H191ZM224 148H226V147H224ZM75 149H77V147L75 146ZM90 149H88V150H90ZM95 149V148H94ZM100 149V148H99ZM104 149V148H103ZM171 149V148H170ZM193 149V148H192ZM192 149H191V151H192ZM199 149V148H198ZM204 149V148H203ZM207 149V148H206ZM223 149V148H222ZM221 149V150H222ZM61 150V149H60ZM64 150H65V148H64ZM93 150V149H92ZM166 150V149H165ZM177 150V149H176ZM225 150V149H224ZM66 151V150H65ZM69 151V150H68ZM72 151V150H71ZM91 151V150H90ZM94 151V150H93ZM199 151V150H198ZM203 151V150H202ZM228 151V150H227ZM74 152V151H73ZM77 152H79L78 150H77ZM76 152V153H77ZM92 152V151H91ZM98 152H100L101 153V150L100 151H98ZM168 152V151H167ZM167 152H165V153H167ZM171 152H173V151H171ZM176 152V151H175ZM177 152H178V150H177ZM66 154H67V152H65ZM64 153V154H65ZM75 153V152H74ZM95 153V152H94ZM157 153H159V152H157ZM162 153V152H161ZM169 153H170V150H169ZM203 154H204V152H202ZM63 154V153H62ZM71 154V153H70ZM70 154H67V155H69L70 157H71V155ZM79 154V153H78ZM78 154H77V156H78ZM93 154V153H92ZM152 154H153V152H152ZM200 154V153H199ZM216 154H217V151H216ZM66 155V156H67ZM88 155V154H87ZM155 155V154H154ZM157 155H159V154H157ZM162 155V154H161ZM169 155V154H168ZM182 155H184V156H182ZM220 155H221V153H220ZM238 155V154H237ZM72 156H74V155H72ZM91 156V155H90ZM93 156V155H92ZM91 156V157H92ZM152 156V155H151ZM167 156V155H166ZM171 156H174V155H171ZM214 156V155H213ZM213 156H211V157H213ZM218 156V155H217ZM75 157H76V155H75ZM80 156H78L77 158H79ZM91 157H90V159H91ZM94 157H92L93 159H94ZM165 157V156H164ZM169 157H170V155H169ZM174 157H176V156H174ZM196 157H198V156H196ZM201 157V156H200ZM8 158V157H7ZM17 158V157H16ZM64 158V160H65V157H63ZM73 158V157H72ZM146 158V157H145ZM144 158V159H145ZM149 158H150V155H149ZM154 158V157H153ZM157 158H158V156H157ZM162 158V157H161ZM173 157H171L170 159H172ZM180 158V157H179ZM181 158V160L182 161H184V159H182ZM208 158V157H207ZM206 158V159H207ZM13 159H14V157H13ZM12 159V160H13ZM68 159V158H67ZM66 159V160H67ZM73 159H75V158H73ZM90 159H88L89 161H90ZM143 159V158H142ZM156 159V158H155ZM159 159H160V156H159ZM175 159V158H174ZM191 159V158H190ZM193 159V158H192ZM205 159V158H204ZM8 160V159H7ZM17 160V159H16ZM69 160H71L70 158H69ZM81 160V159H80ZM79 160V161H80ZM88 160H87V162H88ZM173 160V159H172ZM178 160V159H177ZM197 160V159H196ZM213 160V159H212ZM9 161H10V159H9ZM75 161H77L78 162V160H75ZM74 161V162H75ZM151 161H153V160H151ZM175 161V160H174ZM179 161H180V159H179ZM192 160H190V162H191ZM202 161H203V158H202ZM208 162H209V160H207ZM210 161H211V158H210ZM263 161V160H262ZM16 162V161H15ZM54 162V161H53ZM94 162V161H93ZM144 162V161H143ZM147 162V161H146ZM170 162V161H169ZM185 162V161H184ZM195 162V161H194ZM199 162H201L200 160H199ZM204 162V161H203ZM202 162V164L204 165V163ZM255 162L257 163V161L255 160ZM2 163V165L4 164V165H8V166H11V167H14V165H12V164H14V162L12 163L11 161L10 162H8V163H4V162H1L0 161V164ZM19 163V162H18ZM68 163V162H67ZM80 163V162H79ZM90 163H91V161H90ZM157 163V162H156ZM176 163V162H175ZM21 164V163H20ZM71 164H74V163H72V161H71ZM71 164H69V165H71ZM76 164V163H75ZM85 164V163H84ZM88 164V163H87ZM166 164H167V162H166ZM165 164V165H166ZM174 164V163H173ZM186 164H189V162H186ZM193 164H195V163H193ZM198 164V163H197ZM207 164V163H206ZM1 165V166H2ZM146 165H149V164H146ZM155 165V164H154ZM164 165V164H163ZM168 165V164H167ZM166 165V166H167ZM177 165H180V163L179 164H177ZM183 165V164H182ZM185 165V164H184ZM192 165V164H191ZM201 165V164H200ZM254 165V164H253ZM257 165V164H256ZM255 165V166H256ZM74 166V165H73ZM76 166V165H75ZM79 166V165H78ZM84 166V165H83ZM93 166V165H92ZM172 166V165H171ZM170 165H169V167H171ZM175 166H176V164H175ZM190 166V165H189ZM249 166V165H248ZM261 166H263V165H261ZM260 166V167H261ZM19 167V166H18ZM17 167V168H18ZM80 168H81V163H80V166H79ZM78 167V168H79ZM89 167V166H88ZM142 167H144V166H142ZM146 167V166H145ZM160 167H161V165H160ZM174 167V166H173ZM183 167V166H182ZM185 167V166H184ZM188 167V166H187ZM198 167H200V166H198ZM203 167V166H202ZM251 167V166H250ZM264 167V166H263ZM22 168V167H21ZM20 168V169H21ZM69 168H70V166H69ZM77 168V167H76ZM151 168V167H150ZM155 168V167H154ZM154 168H152V171H153V169ZM162 168L163 167H161V170H162ZM166 168H168V167H166ZM186 168V167H185ZM184 168V169H185ZM255 168V167H254ZM3 169H6L5 167L3 168ZM7 169H9L8 167H7ZM86 169V168H85ZM85 169H83V170H85ZM156 169H158L157 167H156ZM258 169V168H257ZM264 169V168H263ZM1 170V169H0ZM72 170H73V168H72ZM74 170H75V168H74ZM80 171H82L81 169H79ZM146 170V169H145ZM160 170V169H159ZM159 170H158V172L156 173V174H154L153 175V177H152V174H151V176H149V175H147V176H145L143 179H142V181H141V184H139V186L138 187H140L141 186V188H140V191H139V194H136L137 193V190L139 189V188H137V190H136V193H132L133 195H139V198H137V199H140V202H141V206H142V203L145 205V208H147V209H150V210H152V215H153V217H154V215H158V214H160V215H162L163 217H164V219H163V221L165 220V218L166 219H168L167 217H171L172 216V212L174 211H171L170 210V208H172L171 207V205L169 204L168 205V203L169 202H171V204L172 205H175V206H179L181 209H183L182 211H184L183 213L184 214H186V216H187V220L189 219V218H195L194 219V221L193 222H195V224H193V226L194 227H196L197 228V230L200 232V235H201V237L205 240V242H207V244H209L210 246H218V248L219 249H217L216 251H219V250H221V252H223V249H228L229 248V246L231 247V245H234V243H236L237 241H236V239H235V237L234 236H232V229H231V225H230V223H228L229 221H228V218L226 217V213L224 214V211L223 210H221L223 213H220V212H218V211H216V210H200V209H198V207L197 206H194L193 205V203H191V201L189 200V198H187L188 196H189V194H188V196H187V193L189 192V191H187V192H185L186 194H184L183 196H181L180 197V195H181V191L180 192H177L178 191V188H179V184L178 183H170L169 185H170V187L172 188V191H173V193L171 194L172 195V201L171 200H169V199H167L166 198V195H165V191H166V189H165V187H166V185H167V181L165 180V178L163 177V175L159 172ZM169 170V169H168ZM172 170V169H171ZM173 170H174V168H173ZM178 170V169H177ZM186 170V169H185ZM188 170V169H187ZM199 170V169H198ZM249 170V169H248ZM258 170H260V169H258ZM262 170V169H261ZM16 171H17V169H16ZM28 171V170H27ZM86 171V170H85ZM85 171L84 172H80V173H85ZM91 171V170H90ZM93 171H94V169H93ZM175 171H176V169H175ZM181 171H184V170H182L181 169ZM197 171V170H196ZM203 171H205V169L203 170ZM203 171H199V172H202V174H204V173H206V172H203ZM247 171V170H246ZM254 171V170H253ZM257 171V170H256ZM15 172V171H14ZM25 172V171H24ZM87 173H90V172H88V170L86 171ZM155 172V171H154ZM241 172V171H240ZM248 173H249V171H247ZM250 172H251V170H250ZM262 172V171H261ZM13 173V172H12ZM20 173H21V171H20ZM23 173V172H22ZM144 173V172H143ZM176 173V172H175ZM185 173H186V171H185ZM246 173V172H245ZM17 174V173H16ZM74 174V173H73ZM82 174V175H83ZM97 174V173H96ZM177 174V173H176ZM181 174V173H180ZM179 174V175H180ZM190 174V173H189ZM200 174V173H199ZM198 174V175H199ZM242 174H244V172L242 173ZM258 174V173H257ZM75 175V174H74ZM86 175V174H85ZM98 175V174H97ZM139 175V174H138ZM171 175V174H170ZM178 175V174H177ZM207 175V174H206ZM251 175H252V172H251ZM81 176V175H80ZM143 176V175H142ZM191 176V175H190ZM194 177L196 176V174L195 175H193ZM256 176H258V175H256ZM255 176V177H256ZM97 177V176H96ZM98 177H99V175H98ZM128 177V178H129ZM136 177V176H135ZM140 177V176H139ZM173 177V176H172ZM183 177V176H182ZM200 177V176H199ZM204 177V176H203ZM207 177V176H206ZM247 177H248V175H247ZM246 177V178H247ZM78 178V177H77ZM84 178V177H83ZM127 178V179H128ZM131 178V177H130ZM137 178V177H136ZM136 178H134V179H136ZM177 178H178V176H177ZM79 179V178H78ZM82 179V178H81ZM97 179V178H96ZM103 179V178H102ZM124 179V180H125ZM172 179V178H171ZM176 179V178H175ZM204 179H205V177H204ZM207 179H209L208 177H207ZM243 179V178H242ZM86 180V179H85ZM95 180V179H94ZM124 180H123V182H124ZM137 180H139V178L137 179ZM173 180H174V178H173ZM184 180V179H183ZM84 181V180H83ZM102 181V180H101ZM132 181V180H131ZM172 181V180H171ZM202 181H203V179H202ZM204 181H206V180H204ZM84 182H87V181H84ZM133 182V181H132ZM174 182V181H173ZM199 182V181H198ZM207 182H208V180L204 183V184H206L207 185ZM101 183V182H100ZM122 183V182H121ZM129 183V182H128ZM136 183V182H135ZM189 183V182H188ZM209 183V182H208ZM87 184V183H86ZM90 184V183H89ZM104 184H106V182L104 183ZM110 184H112V183H110ZM120 184V183H119ZM125 184V183H124ZM130 184V183H129ZM137 184V183H136ZM136 184H135V186H136ZM183 184V183H182ZM202 184H203V182H202ZM201 184V185H202ZM203 184V186H206V185H204ZM108 185V184H107ZM184 185V184H183ZM182 185V186H183ZM190 185V184H189ZM197 185V184H196ZM198 185H199V183H198ZM200 185V186H201ZM209 185V184H208ZM218 185V184H217ZM89 186V185H88ZM118 186V185H117ZM122 186V185H121ZM132 186H134V184L132 185ZM194 186V185H193ZM219 186V185H218ZM217 186V187H218ZM221 186V185H220ZM263 186V185H262ZM103 187H104V185H103ZM108 187V186H107ZM107 187H106V189H107ZM124 187H125V185H124ZM181 187V186H180ZM198 187V186H197ZM208 187H211L210 185L208 186ZM112 188V187H111ZM110 188V189H111ZM118 188H119V186H118ZM126 188V187H125ZM169 188V187H168ZM182 188V187H181ZM187 188V187H186ZM185 188V189H186ZM199 188V187H198ZM202 188V187H201ZM216 188V187H215ZM214 188V189H215ZM105 189V188H104ZM206 189V188H205ZM245 189V188H244ZM183 190V189H182ZM199 190V189H198ZM201 190V189H200ZM200 190H199V192H200ZM203 190V189H202ZM210 190V189H209ZM209 190H207V191H209ZM264 190V189H263ZM131 191V190H130ZM184 192V191H183ZM197 192V191H196ZM203 192H204V190H203ZM202 192V194L203 195H205L204 193ZM210 192V191H209ZM214 192H215V190H214ZM220 192V191H219ZM223 192V191H222ZM224 192H226L225 190H224ZM259 192H261V191H259ZM103 193V192H102ZM190 193V192H189ZM192 193V192H191ZM239 193V192H238ZM237 193V194H238ZM99 194V193H98ZM183 194V193H182ZM194 194V193H193ZM214 194V193H213ZM216 194H217V190H216ZM246 193H243V195H245ZM130 195H131V193H130ZM133 195H132V197L131 198H133ZM170 195V194H169ZM219 195V194H218ZM221 195H222V193H221ZM221 195H219V196H221ZM261 195H263V194H261ZM34 196V195H33ZM195 196H196V194H195ZM207 196V195H206ZM209 196V195H208ZM228 196V195H227ZM239 196V195H238ZM252 196V195H251ZM256 196V198H257V195H255ZM28 197V196H27ZM193 197V196H192ZM202 197V196H201ZM218 197V196H217ZM223 197L224 198H226V196H224L223 195ZM245 197V196H244ZM253 197V196H252ZM251 197V198H252ZM118 198V197H117ZM116 198V199H117ZM136 198V197H135ZM169 198H171V197H169ZM195 198V197H194ZM196 198H197V196H196ZM208 198V197H207ZM209 198H211V197H209ZM214 198V197H213ZM219 198V197H218ZM223 198V199H224ZM239 198V197H238ZM237 198V200H239ZM241 198V197H240ZM264 198V197H263ZM25 199V198H24ZM23 199V200H24ZM27 199V198H26ZM25 199V200H26ZM134 199V198H133ZM190 199H191V196H190ZM204 199V198H203ZM202 199V200H203ZM220 199H221V197H220ZM223 199H221V200H223ZM227 199V198H226ZM243 199V198H242ZM242 199H240V200H242ZM18 200H20V198L18 199ZM21 200H22V198H21ZM28 200V199H27ZM115 200V199H114ZM132 200V199H131ZM136 200V199H135ZM193 200V199H192ZM206 200V199H205ZM213 200V199H212ZM236 200V199H235ZM244 200V199H243ZM250 200V199H249ZM261 200V199H260ZM14 201V200H13ZM13 201H11V202H13ZM134 201V200H133ZM137 201V200H136ZM195 201H197V199L195 200ZM194 201V202H195ZM210 201V200H209ZM27 202V201H26ZM29 202V201H28ZM220 202H222L223 203V201H220ZM226 202H228V200L226 201ZM226 202H224V203H226ZM240 202V201H239ZM244 202V201H243ZM245 202H248L246 199H245ZM252 202V201H251ZM1 203H3L4 204V202H2L1 201ZM14 203V202H13ZM17 203H20L19 201L17 202ZM210 203V202H209ZM230 203V202H229ZM233 203V202H232ZM10 204V203H9ZM25 204V203H24ZM39 204V203H38ZM197 204V203H196ZM204 204V203H203ZM215 204V203H214ZM235 204H236V202H235ZM243 204V203H242ZM248 204H250V203H248ZM252 204H255V203H252ZM257 204V203H256ZM2 205V204H1ZM8 205V204H7ZM138 205H140V204H138ZM212 205V204H211ZM218 205V204H217ZM237 205V204H236ZM238 205H239V203H238ZM237 205V206H238ZM244 205V204H243ZM261 205V204H260ZM21 206V205H20ZM24 206H26V205H24ZM220 206V205H219ZM231 206H232V204H231ZM249 206V205H248ZM248 206H247V209H248ZM2 207V206H1ZM0 207V209H2ZM165 207H167L166 209H165ZM211 207V206H210ZM214 207H215V205H214ZM229 207V206H228ZM243 207V206H242ZM250 207V206H249ZM253 207V206H252ZM10 208V207H9ZM178 208V207H177ZM207 208V207H206ZM217 208V207H216ZM235 208V207H234ZM233 208V209H234ZM262 208H264V205H262ZM8 209V208H7ZM176 209V208H175ZM215 209V208H214ZM221 209V208H220ZM256 209H258V208H256ZM6 210V209H5ZM139 210H141V209H139ZM144 210V209H143ZM166 210H167V213H168V215H165L164 214V212H166ZM170 210V211H169ZM180 210V209H179ZM178 210V211H179ZM187 210V211H186ZM226 210H229L228 208L226 209ZM249 210H250V208H249ZM130 211V210H129ZM176 211H177V209H176ZM236 211V210H235ZM234 211V212H235ZM248 211V210H247ZM253 211V210H252ZM1 212H2V210H1ZM146 212V210H144V212L143 213H145ZM151 212V211H150ZM240 212H242V209H241V211ZM244 212V211H243ZM249 212V211H248ZM254 212V211H253ZM4 213V212H3ZM6 213V212H5ZM1 214V213H0ZM146 214V213H145ZM145 214H144V216H145ZM149 214V213H148ZM151 214V213H150ZM241 214V213H240ZM159 215V216H160ZM228 215V214H227ZM231 215V214H230ZM236 215H237V213H236ZM239 215V214H238ZM246 215V214H245ZM250 215V214H249ZM253 215V214H252ZM146 216H147V214H146ZM184 216V215H183ZM234 216V215H233ZM232 216V217H233ZM254 216V215H253ZM104 217V216H103ZM111 217V216H110ZM148 217V216H147ZM174 217V216H173ZM243 217H244V215H243ZM249 217V216H248ZM149 218H150V216H149ZM175 219H178V218H176V216L174 217ZM236 218H237V216H236ZM103 219H105V218H103ZM110 219V218H109ZM108 219V220H109ZM148 219V218H147ZM155 219V218H154ZM157 219V218H156ZM239 219V218H238ZM240 219H241V217H240ZM240 219H239V221H240ZM246 219V218H245ZM249 219V218H248ZM150 220V219H149ZM169 220H170V218H169ZM169 220H166L167 222H168V225L166 226V224H165V226L166 227H169V229L170 228H172V233L170 234L171 236H167L164 240H165V242H163L162 241V244L164 243L165 244V248H166V250L165 251H167V255L165 256V257H167L168 258V262H166V264H169V263H173L172 262V260H173V255L175 254L176 256L179 254H181V252H183V254H184V252H185V254L187 253V254H189V256H191L190 255V252H193V254H196V253H199L198 252V250L195 248V249H192V248H194V247H192V246H195V244L193 245H190V241L188 242L186 239H184L182 236H181V234L179 233V231H176V230H174V228L176 227V226H173V227H171L170 225H169V223H170V221ZM145 221V220H144ZM158 221V220H157ZM233 221V220H232ZM232 221H230V222H232ZM236 221V220H235ZM264 221V220H263ZM118 222V221H117ZM116 222V223H117ZM146 222V221H145ZM160 222H161V220H160ZM249 222V221H248ZM255 222V221H254ZM115 223V224H116ZM147 223H149V222H147ZM157 223V222H156ZM171 223H172V221H171ZM179 223V222H178ZM235 223V222H234ZM111 224V223H110ZM120 224H122V223H120ZM164 224V223H163ZM183 224V223H182ZM188 224V223H187ZM235 224H237V223H235ZM241 224V223H240ZM248 224V223H247ZM112 225V224H111ZM124 225H125V223H124ZM149 226L148 224H146L145 223V225L144 226ZM152 225V224H151ZM157 225H158V223H157ZM178 225V224H177ZM243 225V224H242ZM241 225V226H242ZM244 225H245V223H244ZM122 226V225H121ZM142 226H143V224H142ZM152 226H154V225H152ZM188 226V225H187ZM187 226L185 225L184 226V229H186L187 228ZM233 227H235V226H237V225H232ZM240 226V227H241ZM156 227V226H155ZM162 227V226H161ZM186 227V228H185ZM192 227V226H191ZM249 227V226H248ZM256 227H257V225H256ZM125 228V227H124ZM124 228H122V229H124ZM147 228V227H146ZM246 228V227H245ZM156 229V228H155ZM158 229V228H157ZM156 229V230H157ZM195 229V228H194ZM144 230H145V228H144ZM154 230V229H153ZM190 230H192V228H190ZM264 230V229H263ZM163 231V230H162ZM166 231V230H165ZM197 231V232H198ZM236 231V230H235ZM240 231H242V230H240ZM150 232H152V231H150ZM155 232V231H154ZM153 232V233H154ZM170 232V231H169ZM169 232H168V234H169ZM196 232V231H195ZM198 232V233H199ZM243 232V231H242ZM148 233H149V231H148ZM159 233V232H158ZM185 233V232H184ZM186 233H187V229H186ZM189 233V232H188ZM239 233V232H238ZM241 233V232H240ZM247 233V232H246ZM50 234H52V233H50ZM147 234V233H146ZM150 234V233H149ZM167 234V233H166ZM167 234V235H168ZM193 234H196V233H193ZM237 234V233H236ZM131 235V234H130ZM134 235V234H133ZM145 235V234H144ZM154 235V234H153ZM165 235V234H164ZM189 235V234H188ZM197 235V234H196ZM246 235V234H245ZM255 232H253L252 233V235L251 236H246L247 237V239H246V237L244 236V239H246L247 240V242L248 243H251L252 245H250V246H248V248L250 247V250H246L247 252H245L243 255H241L240 256V260H239V262H241V260H246V261H249L250 262V264H253V262H254V264H259V262L261 261V259H264V248H263V250H262V252H258L257 251V246H256V243H254V240H256L257 241V239L255 238ZM135 236V235H134ZM137 236V235H136ZM135 236V237H136ZM185 236V235H184ZM193 236V235H192ZM191 236V237H192ZM138 237V236H137ZM159 237V236H158ZM161 237H162V235H161ZM160 237V238H161ZM186 237H187V235H186ZM129 238V237H128ZM134 238V237H133ZM132 238V239H133ZM143 238V237H142ZM145 238H146V236H145ZM156 238V237H155ZM195 238V237H194ZM263 238V237H262ZM22 239V238H21ZM59 237H58V241L57 242H59ZM131 239V240H132ZM140 239V238H139ZM150 239H151V237H150ZM152 239H153V237H152ZM189 239H191V238H189ZM197 239V238H196ZM240 239H242V238H240ZM20 240V239H19ZM57 240V239H56ZM62 240V239H61ZM143 240H145V239H143ZM148 240V239H147ZM159 240V239H158ZM238 240V239H237ZM243 240V239H242ZM263 240H264V238H263ZM22 241H24V239H22ZM134 241H137V239L136 240H134ZM152 241V240H151ZM200 241H201V238H200ZM259 241V240H258ZM61 242V241H60ZM149 242V241H148ZM160 242V241H159ZM158 242V243H159ZM239 242V241H238ZM244 242H245V240H244ZM246 242V243H247ZM261 242V241H260ZM263 242V241H262ZM21 243V242H20ZM25 243V242H24ZM152 243L154 244V243H156L155 245H153V246H156L157 245V242H153L152 241ZM152 243H151V245H152ZM192 243V242H191ZM195 243V242H194ZM198 243V242H197ZM240 243V242H239ZM257 243H259V242H257ZM131 244V243H130ZM135 244V243H134ZM238 244V243H237ZM261 244V243H260ZM24 245V244H23ZM140 246H141V244H139ZM161 245V244H160ZM240 245H242V244H240ZM247 245V244H246ZM245 245V243H244V245L243 246H246ZM135 246V245H134ZM163 246V245H162ZM238 246V245H237ZM132 247V246H131ZM139 247V246H138ZM164 247V246H163ZM264 247V246H263ZM134 248V247H133ZM158 248V247H157ZM164 248V249H165ZM210 248V247H209ZM217 248V247H216ZM233 248H234V246H233ZM238 248V247H237ZM261 248V247H260ZM100 249H102V247L100 248ZM106 248H104L103 249V251L105 250ZM137 249V248H136ZM139 249V248H138ZM147 249V248H146ZM145 249V250H146ZM151 249V248H150ZM155 249H156V247H155ZM154 249V250H155ZM163 249V250H164ZM214 249H215V247H214ZM235 249V248H234ZM240 249V248H239ZM242 249V248H241ZM240 249V250H241ZM98 250V249H97ZM132 250V249H131ZM141 250H142V247H141ZM148 250H149V248H148ZM147 250V251H148ZM152 250V249H151ZM157 250V249H156ZM160 250V249H159ZM163 250H162V252H163ZM233 250V249H232ZM98 251H100V250H98ZM97 251V252H98ZM103 251H100V252H103ZM208 251H210V250H208ZM226 250H224V253L222 254V255H224L226 252H225ZM109 252V251H108ZM160 252V251H159ZM158 252V253H159ZM212 252V251H211ZM221 252H219V253H221ZM227 252H229L228 250H227ZM252 253V254H249V253ZM86 255H87V253L86 252H84ZM83 253V254H84ZM94 253H95V251H94ZM94 253H92V254H94ZM106 253V252H105ZM140 253V252H139ZM148 253H150V251L148 252ZM203 253H204V251H203ZM234 253V252H233ZM238 253V252H237ZM91 254V253H90ZM137 254V253H136ZM152 254V253H151ZM202 254V253H201ZM218 254V253H217ZM94 255H96V253L94 254ZM143 255V254H142ZM147 255V254H146ZM145 255V256H146ZM153 255V254H152ZM160 255H163V254H160ZM218 255H220V254H218ZM233 255V254H232ZM239 255V254H238ZM6 256H8V254L6 255ZM104 256V255H103ZM109 256V255H108ZM137 256V255H136ZM144 256V255H143ZM197 256V255H196ZM205 256H207V255H204V257ZM210 256H211V254L210 255H208V257L210 258ZM28 257V256H27ZM89 257H91V256H89ZM94 257V256H93ZM110 257V256H109ZM109 257H108V259H109ZM153 257V256H152ZM180 257V256H179ZM200 257H202V255H200L199 256V258ZM219 257V256H218ZM229 257H231V256H229ZM237 257V256H236ZM9 258V257H8ZM7 258V259H8ZM29 259H30V257H28ZM78 258H80V257H78ZM150 258V257H149ZM154 258V257H153ZM163 258V257H162ZM174 258H175V256H174ZM186 258H190L191 260H193V258H191V257H186ZM199 258H198V260H199ZM206 258V257H205ZM221 258H224V257H221ZM2 259V258H1ZM32 259V258H31ZM108 259L107 258H105V256L104 257H102L101 255H99V254H97L94 258H86L85 260L83 259H81V261H79V259H78V263L77 264H91V263H94V262H96V263H99V264H108L109 262H108ZM115 259V258H114ZM113 259V260H114ZM140 259H141V257H140ZM151 259V258H150ZM190 259H188L189 261H190ZM196 259V258H195ZM195 259H194V261H195ZM219 259V258H218ZM12 260V259H11ZM26 260V259H25ZM77 260V259H76ZM76 260H74V262L76 261ZM138 260V259H137ZM145 260V259H144ZM147 260V259H146ZM165 260V259H164ZM177 260V259H176ZM183 260H184V258H183ZM183 260H182V257L180 258V263L179 264H186V263H184L183 262ZM201 260V259H200ZM199 260V261H200ZM210 260V259H209ZM230 260V259H229ZM10 261V260H9ZM31 261V260H30ZM117 261V260H116ZM148 261V260H147ZM150 261V260H149ZM148 261V262H149ZM185 261H187V259H185ZM189 261H188V263H189ZM194 261L193 262H190V263H194ZM197 261V260H196ZM203 261V260H202ZM207 261V260H206ZM227 261V260H226ZM13 263L15 262V264H16V260L14 261H12ZM12 262L11 263H8V264H12ZM19 262V261H18ZM18 262H17V264H18ZM20 262H21V260H20ZM28 262V261H27ZM72 262V261H71ZM113 262V261H112ZM151 262H152V260H151ZM154 262H156L157 263V261L156 260H154ZM162 262H163V259H162ZM165 262V261H164ZM163 262V263H164ZM222 262V261H221ZM238 262V261H237ZM236 262V263H237ZM22 263H23V261H22ZM25 263V262H24ZM111 263V262H110ZM115 263V262H114ZM140 263V262H139ZM142 263V262H141ZM140 263V264H141ZM155 263V264H156ZM158 263H159V261H158ZM174 263H176V262H174ZM197 263H199V262H197ZM218 262H216L215 264H217ZM1 264V263H0ZM26 264H28V263H26ZM65 264V263H64ZM117 264V263H116ZM119 264V263H118ZM144 264H146L145 262H144ZM160 264V263H159ZM162 264V263H161ZM177 264V263H176ZM201 264V263H200ZM208 264H213L212 262H208ZM220 264V263H219Z\"/></svg>",
	"mask_w": 264,
	"mask_h": 264
},
{
	"label": "snow or ice",
	"instance_id": "snow-or-ice-1",
	"mask_svg": "<svg viewBox=\"0 0 264 264\" xmlns=\"http://www.w3.org/2000/svg\"><path fill=\"white\" fill-rule=\"evenodd\" d=\"M154 4H155V0H147V3L144 6L154 5ZM261 211L264 212V209H262ZM249 224H252V220L251 219H249ZM253 231H254V229H250L249 230V236L252 235ZM240 264H250V262L246 261V260H241ZM253 264H254V262H253ZM259 264H264V259H261Z\"/></svg>",
	"mask_w": 264,
	"mask_h": 264
}]
</instances>
